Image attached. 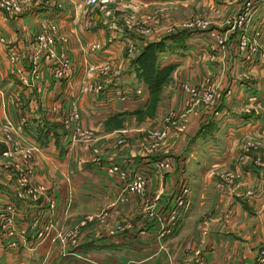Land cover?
I'll use <instances>...</instances> for the list:
<instances>
[{
  "label": "crops",
  "instance_id": "1",
  "mask_svg": "<svg viewBox=\"0 0 264 264\" xmlns=\"http://www.w3.org/2000/svg\"><path fill=\"white\" fill-rule=\"evenodd\" d=\"M243 1L114 0L116 15L156 11L162 25L181 22L190 15L211 18L210 28L180 27L177 31L185 30V37L178 42L168 40L156 52L154 65L166 70L151 113L143 112L150 96L147 83L122 58L126 56L123 38L133 37L119 23L116 27L104 23L94 5L84 0H29L16 14L0 9V36L4 38L0 41V125L5 117L14 122L23 119L24 142H40L42 151L33 156L31 178L52 184L56 218L68 226L78 225L82 240L67 253L46 240L34 249L26 248L25 241L31 239L28 218L42 204L15 195L3 168L19 157L1 153L0 128V204L10 200L17 210L16 223L26 227L24 244L7 248L0 243V264L253 263L257 248L264 243V58L247 53L238 40L240 36L254 39L264 48V0H250L251 20L247 24L244 19L238 26L233 19ZM88 16L92 19L86 24L83 19ZM48 17H56L60 32L67 36L72 73L68 81H57L45 68L40 90H35L20 85L10 73L6 48H16L20 64L27 66V34L39 29ZM255 26L258 34H253ZM209 30L223 37L220 44ZM101 56L122 61L118 82L141 84V98L106 106L94 105V93H80L76 100L81 122L95 138L69 143L48 103L54 96L63 97L67 109L86 63ZM109 75L112 72L93 82H105ZM182 80L198 89L214 87L218 91L214 103L206 104L197 95L184 92L179 86ZM154 124L167 132L164 151L161 145L153 151L145 149V129ZM154 157L166 158L169 167L150 169L147 160ZM111 162L126 170L144 168L143 193L111 204L122 184L119 176L106 170ZM180 183L189 190L186 208L173 231L159 238V218L163 221ZM246 188L249 194L244 193ZM100 210H108L107 220H125L129 227L106 233L101 229L103 222L91 216ZM158 242L163 249H157ZM151 252L152 257L137 261Z\"/></svg>",
  "mask_w": 264,
  "mask_h": 264
},
{
  "label": "built area",
  "instance_id": "2",
  "mask_svg": "<svg viewBox=\"0 0 264 264\" xmlns=\"http://www.w3.org/2000/svg\"><path fill=\"white\" fill-rule=\"evenodd\" d=\"M25 0H0V9L6 13H15L19 11V2ZM27 1V0H26ZM87 4H104L111 0H84ZM253 8L250 0H244L240 6L238 14L233 21L238 24L242 23L244 19H247L249 24L251 16L253 15ZM50 22L41 31L34 33L29 43V61L28 66L20 64V55L16 48L8 46L6 48V57L9 61V70L12 73L20 85L33 87L35 90H40L41 73L46 68L49 75L54 80L66 79L68 81V75L72 72V62L67 57L64 48H61L59 44L55 43L54 33L57 32L58 23L55 18L50 17ZM89 20V18H88ZM202 28V27H200ZM253 34H258V27L253 28ZM215 41L220 44L223 37L214 32L213 30L207 31ZM58 39L63 43L66 41V36L58 34ZM247 37L240 36L238 40L239 46H246L247 53L251 52L257 56V58H264V48L257 44L254 39H246ZM127 43V49L130 38H123ZM3 36H0V41H3ZM124 42V43H125ZM92 46L95 47V44ZM248 56V55H247ZM112 58L109 56H101L93 62H87L83 73L78 79L79 92L73 94V98L69 103L67 109L63 104L65 99L59 96H54L53 100L48 103V109L50 112L56 114L60 125L67 132L68 142L73 143L78 141L80 137H85L89 133V129L84 127L81 122V113L77 105V98L80 93L92 92L94 93L95 101L97 103H103L106 106L114 102L135 101L139 102L140 95L142 93L141 84H128L118 82L122 70L111 66ZM112 72L105 82H93V78L100 74H106ZM97 75V76H93ZM181 89L190 94L197 95L198 98L206 103L213 104L218 91L210 86H204L198 89L194 84L187 80H182L179 83ZM14 104L19 103L18 93H14ZM97 102V103H96ZM22 123L23 119L18 122H14L8 118H4L1 128V138L4 144L2 154L5 156L17 155L19 158H12V163L5 164L3 172L8 180L11 181L14 186L15 195L21 199L29 200L42 204V206L34 212L28 218V227L31 230V239L26 242L27 249H34L37 244L46 240L49 243H63L68 240L69 243L75 242V229H69L63 231L61 227V221L56 218L55 214V199L52 192V186L35 182L31 178V170L33 167V156L36 153L42 151V145L39 141L33 140L31 142H24L22 138ZM165 134V128L158 130H151L150 137L152 139V146L155 145L156 138ZM87 140V139H85ZM25 143V144H22ZM148 161V167L154 170L165 169L169 167L168 160L166 158H150ZM106 170L110 173H114L122 180V184L119 186L118 199H123L126 194L141 192L144 189L147 172L142 167H135L131 170L121 168L117 163L111 162ZM188 187L185 184H179L174 191L170 204L165 208L164 219L162 221L159 218L160 228L157 232V236L160 238L166 234H169L175 228L180 213L186 208ZM17 210L10 200H4L0 204V243L7 248L17 247L18 244L25 240L26 227L19 226L16 223ZM127 229V228H126ZM123 230L122 226L110 230L113 231ZM164 246L161 242H158L157 249H163ZM68 252V251H63ZM154 255V252L147 253L142 261L148 259ZM88 260L87 257H84ZM90 262V261H88ZM6 264V263H5ZM252 264H264V243L260 245L255 253Z\"/></svg>",
  "mask_w": 264,
  "mask_h": 264
},
{
  "label": "rangeland",
  "instance_id": "3",
  "mask_svg": "<svg viewBox=\"0 0 264 264\" xmlns=\"http://www.w3.org/2000/svg\"><path fill=\"white\" fill-rule=\"evenodd\" d=\"M28 1L29 0L19 2V11L18 12L21 11L23 5H25ZM113 2H114V0H111V1L106 2L104 4H93V5L96 7V10H98L100 12V14L102 15L104 23H107V25H109L110 27H116V26H118V23H119L122 25L120 27V29L127 31L133 37L128 42V46L131 45V47L129 49L126 48L127 43L126 42L124 43V46H125L124 52H126V56H127V57L126 56L122 57L124 59V62L132 60L136 55H138L141 52V50H145V46H147V44H149L150 42L163 41L165 43L168 40L172 41L173 39L176 42H178L179 40H181L179 33H177L178 32L177 30L180 27L186 26L185 28H189V29L190 28H198V27H202V28H210L211 27L210 26V24H211L210 16H207V17L204 16L203 17L200 15H190L189 17L182 20L181 22L165 23L164 25L158 23V21L160 20V17L158 16V12H156V11H154L150 14L145 13L142 15H137V13H135V11L134 12L124 11V12H121L120 15L118 16L115 14V11L113 9V5H112ZM18 12H15L12 14H16ZM6 14H11V13H6ZM51 18H55L57 23H58L57 32L53 34L55 43L59 44L61 48H64L67 57L70 59V57L68 56L67 47H66L67 36L65 34H63L62 32H60L59 22H58L57 18L56 17H51ZM88 18H89V20H88ZM91 19L92 18L88 16V17L83 19V22L88 24V22H90ZM50 21L51 20L48 17L46 20H44L42 22V25L39 29L35 30L31 34H27L28 39L26 42V49L29 48L30 39L33 36V34L37 33L38 31H41L43 28H45V26H47L48 22H50ZM184 31L180 32V34L183 33ZM58 34H62L64 36H66V41L64 43L58 39V36H59ZM146 51L144 52V54L148 53V51L147 52ZM27 55H28V61H29L28 49H27V54L25 56L27 57ZM70 61L72 62L71 59H70ZM120 62L112 59L111 66L116 67L117 69H119V68L122 69L123 63H122V61H120ZM118 63H119V65H118ZM71 73L68 75V78L71 77ZM100 75H102V74H100ZM93 76H97V75H93ZM106 79H107V77H106ZM126 85H127V83H126ZM78 87H79V83H78ZM180 89H181V87H180ZM77 92H79V88L77 89ZM74 93H76V92H74ZM151 101H152V99L150 101L148 100L147 102L149 104H151ZM156 102H157V98H155V100L152 103L154 105H156ZM149 108L150 107H147V108L145 107V110H147ZM151 109H152V107L150 108V110ZM145 110L143 111L144 113H146ZM140 117H142V115ZM123 119H124V117L119 118L118 119L119 122L117 123V125H121V121ZM137 119H139V116L137 117ZM158 129H160V128H157V125L155 126V124L150 126V127H147L145 129V134H146V138H145L146 143H144L145 149H147V150L151 149V151H153V150H156L159 147V145H161L160 146L161 149L159 148L161 151H164L165 149H167L165 147V145H163L164 143H162L164 140V137L167 134L166 131H165V134H163L161 137L156 138L157 141H155V145L152 146V143H151L152 139L150 137V131L151 130H158ZM88 131H89V133H87L86 138L80 137L79 140L75 141L74 143H76V142L82 143V142H87V141L89 142V141L93 140L95 138L94 132H92V130H88ZM85 139H87V140H85ZM122 142H123V139L122 140L120 139V143H122ZM156 153H154V154H156ZM15 156H17V155H15ZM145 183H146V180H145ZM48 186H52V184L48 185ZM145 186L146 185H144V188H145ZM143 190L141 192H136V193H143ZM118 192H119V190L117 191V194L114 196V199L111 201V204H115V202H119V201H124L129 195L133 194V193L126 194L123 199H118L117 198ZM244 193L249 194L250 190L248 188H246L244 190ZM91 216H92V218H97V220L103 222V224H102L103 226H101V229L105 230L106 233L110 232V230H112L114 228H118L119 226H122L123 229H126L129 227V223L126 222L125 220H121V221H109V219L107 220L108 210H100L99 212H97L96 214L91 215ZM61 225L63 226V227H61L62 230L66 231V232L69 229H75V238H76L75 242L69 243L67 240L63 243L55 242L53 244L55 246H58V249L61 252L73 250V248H75L76 246H78L82 242L81 238L79 237V235H80L79 227H78V225L68 226L63 222L61 223ZM86 261L87 262L88 261L94 262L89 257H88V260H86Z\"/></svg>",
  "mask_w": 264,
  "mask_h": 264
},
{
  "label": "trees",
  "instance_id": "4",
  "mask_svg": "<svg viewBox=\"0 0 264 264\" xmlns=\"http://www.w3.org/2000/svg\"><path fill=\"white\" fill-rule=\"evenodd\" d=\"M177 33H179L181 40L186 35V32H183L181 34L180 32ZM164 45L165 43L163 41L150 42L149 44H147V46H145V50H141L138 55H136L132 60L129 61V64L135 71L137 78L147 83L150 94L148 100L150 101L152 99V101L151 104L147 102L146 108H153L154 104L152 102L156 98L159 81L164 76L166 70V68H157V66L154 65L155 54L157 51L162 49ZM146 50L148 51V53L144 54ZM150 108L145 110V112L151 113Z\"/></svg>",
  "mask_w": 264,
  "mask_h": 264
}]
</instances>
